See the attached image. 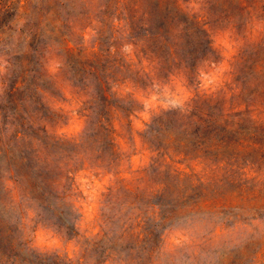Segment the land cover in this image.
I'll use <instances>...</instances> for the list:
<instances>
[{"label":"rangeland","instance_id":"rangeland-1","mask_svg":"<svg viewBox=\"0 0 264 264\" xmlns=\"http://www.w3.org/2000/svg\"><path fill=\"white\" fill-rule=\"evenodd\" d=\"M0 264H264V0H0Z\"/></svg>","mask_w":264,"mask_h":264}]
</instances>
